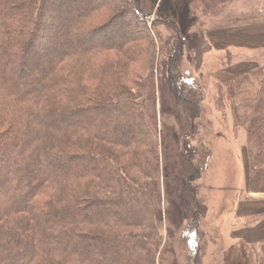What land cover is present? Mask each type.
Listing matches in <instances>:
<instances>
[{"label": "trees", "instance_id": "16d2710c", "mask_svg": "<svg viewBox=\"0 0 264 264\" xmlns=\"http://www.w3.org/2000/svg\"><path fill=\"white\" fill-rule=\"evenodd\" d=\"M89 2L0 0V264H180L163 250L158 123L138 99L158 66L172 97L188 103L190 119L200 116L202 81L182 67L184 25L159 17L150 29L142 0H124L113 12L106 0ZM122 10L132 14L128 35ZM196 38L199 68L206 40ZM131 63L149 67L132 90L125 82ZM225 86L234 122L246 130L249 190L264 191V66ZM186 136L194 162L201 148ZM191 190L183 264H202L199 222L207 208ZM142 226L143 234L129 231ZM260 249L264 264V239Z\"/></svg>", "mask_w": 264, "mask_h": 264}, {"label": "rangeland", "instance_id": "374dc122", "mask_svg": "<svg viewBox=\"0 0 264 264\" xmlns=\"http://www.w3.org/2000/svg\"><path fill=\"white\" fill-rule=\"evenodd\" d=\"M122 1L124 0H106L107 5L112 7L111 12L125 3ZM189 2L190 0L187 3L184 0H142L150 29L159 17L181 19L184 34L188 37L182 67L190 75L199 78L203 85L200 116L193 119L189 116L188 103L179 102L172 97L162 81L158 66L154 69L145 95L138 99L146 102L148 115L158 123L161 164L157 177L161 194L159 206L162 207L163 214V250H172L178 263L186 262L189 252L186 228L194 212L191 189H195V196L200 197L207 208L199 222L203 247L200 254L202 264H260V242L264 239V191L249 190L246 130L235 124L231 103L224 95L225 84L245 69L238 67L239 73L233 78L223 70H233L234 67L230 66L239 62L251 63L252 68L248 69L264 66V48L241 49L232 45L250 46L260 38L264 40V33L247 32L242 37L247 35L246 37L251 38L249 41L236 35V38H232L234 41L230 43L231 47L217 49L208 32L222 27L257 29L264 25V0H196L193 5L194 15L187 14ZM86 4L101 5L97 0H90ZM24 12L28 16L31 14L30 10ZM124 13L123 10L119 12L127 23L125 33L128 35L133 28L130 22L132 14ZM157 28L165 29L160 24ZM197 36L206 40L203 46L206 52L199 68L196 67L194 51L198 45ZM142 45L145 47V44ZM157 50L158 57H161L160 49ZM45 66L46 63L39 65L34 73L39 75ZM130 67L125 82L132 90L138 88L148 76L149 67L138 63H131ZM107 115L110 112L99 114L98 122L106 123ZM191 123L196 126L192 132ZM186 134L190 146L201 148L200 155L197 154L194 162L190 151L184 150ZM125 159H122V163ZM197 165L200 167L197 168ZM198 171L199 177L191 180L190 176ZM130 172L142 182L149 181V174L144 171L132 169ZM132 230L143 234L146 228L142 226L129 229ZM108 231L117 232L115 229Z\"/></svg>", "mask_w": 264, "mask_h": 264}, {"label": "crops", "instance_id": "0c3cea01", "mask_svg": "<svg viewBox=\"0 0 264 264\" xmlns=\"http://www.w3.org/2000/svg\"><path fill=\"white\" fill-rule=\"evenodd\" d=\"M251 27H239L238 28H227V27H222V28H215L212 29L208 32L209 38L212 40V42L214 43V45L216 46L217 49H224L227 47H231L230 43L232 41H234V39H232L233 37L236 38V35L239 36V38H242V40H251L250 37H242L243 35L247 34V32L250 33H254V34H262L264 33V25L259 26L257 29H250ZM239 29V30H238ZM249 38V39H248ZM219 43V45L216 42ZM241 44H244L245 42H240ZM232 44V43H231ZM236 44V43H235ZM233 46H237V47H241V49H256V48H264V40H262L261 38L255 42L252 43V45L248 46V45H234ZM230 67H234L233 70H231ZM230 67L229 70H223L225 73H229V77L233 78L235 77L239 71L237 72L238 67H240V69H248V68H252L251 63L249 62H242V63H237ZM242 72V71H241ZM222 74V70L220 73V76Z\"/></svg>", "mask_w": 264, "mask_h": 264}]
</instances>
